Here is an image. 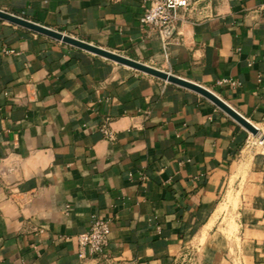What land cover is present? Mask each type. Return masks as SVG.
<instances>
[{
  "label": "crops",
  "instance_id": "0c3cea01",
  "mask_svg": "<svg viewBox=\"0 0 264 264\" xmlns=\"http://www.w3.org/2000/svg\"><path fill=\"white\" fill-rule=\"evenodd\" d=\"M194 5L165 45L144 0H0L214 92L264 133V0ZM253 137L191 90L0 20V264H264ZM95 218L107 254L81 259Z\"/></svg>",
  "mask_w": 264,
  "mask_h": 264
},
{
  "label": "built area",
  "instance_id": "2783aa9c",
  "mask_svg": "<svg viewBox=\"0 0 264 264\" xmlns=\"http://www.w3.org/2000/svg\"><path fill=\"white\" fill-rule=\"evenodd\" d=\"M145 11L140 17V24L157 32L166 45L174 26L183 20L185 14L195 11V0H144ZM181 10L184 13H181ZM105 139L116 140L114 132L106 126L101 129ZM254 144L264 147V139L254 140ZM111 225L109 220L95 218L90 228L79 235V257H104L110 242Z\"/></svg>",
  "mask_w": 264,
  "mask_h": 264
},
{
  "label": "water",
  "instance_id": "95a60500",
  "mask_svg": "<svg viewBox=\"0 0 264 264\" xmlns=\"http://www.w3.org/2000/svg\"><path fill=\"white\" fill-rule=\"evenodd\" d=\"M0 20L8 22L10 24L16 25L18 27L30 30L37 34L49 37L56 41L65 43L67 45L79 48L96 56H100L107 60L113 61L119 65L131 68L133 70L142 72L144 74L156 77L158 79L164 80L171 84L180 86L182 88L191 90L204 98L208 99L214 105H216L219 109L225 112L229 117H231L235 122H237L240 126H242L247 132L254 136L259 135V129L252 124L249 120L244 118L241 114H239L235 109H233L229 104L223 101L219 96H217L214 92L196 84L191 81L185 80L181 77L175 76L173 74L161 71L152 66L146 65L144 63L138 62L136 60L130 59L126 56L116 54L114 52L102 49L95 45L89 44L87 42L81 41L74 37L68 36L62 32L50 29L43 25L37 24L35 22L29 21L27 19L21 18L14 14L4 12L0 10Z\"/></svg>",
  "mask_w": 264,
  "mask_h": 264
},
{
  "label": "rangeland",
  "instance_id": "374dc122",
  "mask_svg": "<svg viewBox=\"0 0 264 264\" xmlns=\"http://www.w3.org/2000/svg\"><path fill=\"white\" fill-rule=\"evenodd\" d=\"M264 135V133H263V131L262 130H259V135L258 136H254L253 137V139L255 140V139H258V138H260V137H262Z\"/></svg>",
  "mask_w": 264,
  "mask_h": 264
}]
</instances>
